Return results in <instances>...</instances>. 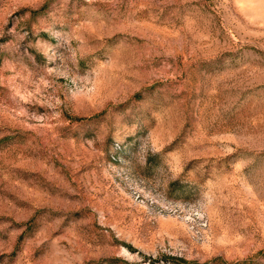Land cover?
Instances as JSON below:
<instances>
[{"label":"rangeland","instance_id":"374dc122","mask_svg":"<svg viewBox=\"0 0 264 264\" xmlns=\"http://www.w3.org/2000/svg\"><path fill=\"white\" fill-rule=\"evenodd\" d=\"M170 258L264 264V0H0V264Z\"/></svg>","mask_w":264,"mask_h":264},{"label":"trees","instance_id":"16d2710c","mask_svg":"<svg viewBox=\"0 0 264 264\" xmlns=\"http://www.w3.org/2000/svg\"><path fill=\"white\" fill-rule=\"evenodd\" d=\"M75 120H80L78 118H76ZM169 260H171L174 264H188L185 260L183 259H178V258H170Z\"/></svg>","mask_w":264,"mask_h":264},{"label":"built area","instance_id":"2783aa9c","mask_svg":"<svg viewBox=\"0 0 264 264\" xmlns=\"http://www.w3.org/2000/svg\"><path fill=\"white\" fill-rule=\"evenodd\" d=\"M199 220H200V228H204V227H206L207 226V223H206V221H205V218H204V216H199Z\"/></svg>","mask_w":264,"mask_h":264}]
</instances>
